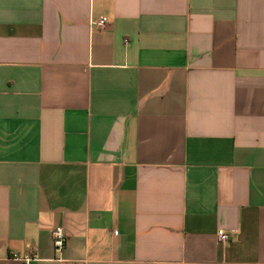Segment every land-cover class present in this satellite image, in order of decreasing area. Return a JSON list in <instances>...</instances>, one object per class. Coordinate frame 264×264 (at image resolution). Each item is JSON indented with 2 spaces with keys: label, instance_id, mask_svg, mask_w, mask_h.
<instances>
[{
  "label": "crops",
  "instance_id": "0c3cea01",
  "mask_svg": "<svg viewBox=\"0 0 264 264\" xmlns=\"http://www.w3.org/2000/svg\"><path fill=\"white\" fill-rule=\"evenodd\" d=\"M14 254L264 264V0H0V264Z\"/></svg>",
  "mask_w": 264,
  "mask_h": 264
},
{
  "label": "built area",
  "instance_id": "2783aa9c",
  "mask_svg": "<svg viewBox=\"0 0 264 264\" xmlns=\"http://www.w3.org/2000/svg\"><path fill=\"white\" fill-rule=\"evenodd\" d=\"M107 20L102 19L98 22L93 23L100 29H105L107 25ZM219 241L222 243H227L230 240V234L225 230H220L218 232ZM67 235L62 227H57L53 231V244L55 251L61 254L67 245ZM13 260L17 261L19 264H30L34 260V256H20L17 254L13 255Z\"/></svg>",
  "mask_w": 264,
  "mask_h": 264
}]
</instances>
